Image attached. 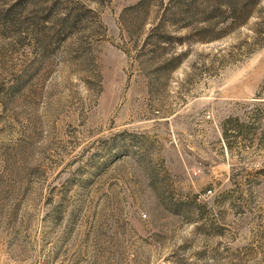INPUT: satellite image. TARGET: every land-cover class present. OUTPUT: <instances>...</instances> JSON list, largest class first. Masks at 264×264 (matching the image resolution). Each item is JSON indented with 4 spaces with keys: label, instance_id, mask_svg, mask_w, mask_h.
<instances>
[{
    "label": "rangeland",
    "instance_id": "obj_1",
    "mask_svg": "<svg viewBox=\"0 0 264 264\" xmlns=\"http://www.w3.org/2000/svg\"><path fill=\"white\" fill-rule=\"evenodd\" d=\"M168 1L0 0V264H264V0Z\"/></svg>",
    "mask_w": 264,
    "mask_h": 264
},
{
    "label": "trees",
    "instance_id": "obj_2",
    "mask_svg": "<svg viewBox=\"0 0 264 264\" xmlns=\"http://www.w3.org/2000/svg\"><path fill=\"white\" fill-rule=\"evenodd\" d=\"M258 3L259 0H169L159 22L181 23L182 27H189L192 24H208L212 20H218L225 25L223 31L226 33L244 24ZM165 17H168V20H165ZM155 27L159 28L157 25ZM164 34L160 37L173 39L175 43H181L185 37Z\"/></svg>",
    "mask_w": 264,
    "mask_h": 264
},
{
    "label": "built area",
    "instance_id": "obj_3",
    "mask_svg": "<svg viewBox=\"0 0 264 264\" xmlns=\"http://www.w3.org/2000/svg\"><path fill=\"white\" fill-rule=\"evenodd\" d=\"M209 192H210V190H207V191H206V193H209Z\"/></svg>",
    "mask_w": 264,
    "mask_h": 264
}]
</instances>
